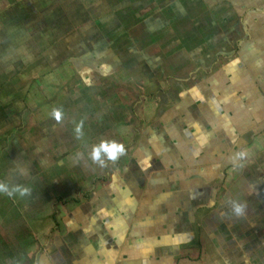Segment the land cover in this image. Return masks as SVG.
<instances>
[{
	"label": "crops",
	"instance_id": "crops-1",
	"mask_svg": "<svg viewBox=\"0 0 264 264\" xmlns=\"http://www.w3.org/2000/svg\"><path fill=\"white\" fill-rule=\"evenodd\" d=\"M0 181V264H264V0H0Z\"/></svg>",
	"mask_w": 264,
	"mask_h": 264
},
{
	"label": "clouds",
	"instance_id": "clouds-1",
	"mask_svg": "<svg viewBox=\"0 0 264 264\" xmlns=\"http://www.w3.org/2000/svg\"><path fill=\"white\" fill-rule=\"evenodd\" d=\"M51 117L58 124L63 125L66 118L64 108L62 106L54 107L51 111ZM74 125L73 134L77 140H80L84 136V120L74 121ZM89 155L93 163L105 167L108 161L115 162L126 155V147L115 139H104L92 146ZM0 194L8 197H14L18 194L20 197H25L31 195V189L21 184L13 185L7 181H0ZM232 207L237 215H242L245 211L242 204L233 203Z\"/></svg>",
	"mask_w": 264,
	"mask_h": 264
}]
</instances>
